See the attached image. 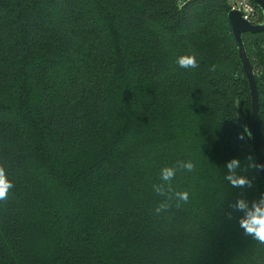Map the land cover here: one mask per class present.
Returning a JSON list of instances; mask_svg holds the SVG:
<instances>
[{"label":"trees","instance_id":"16d2710c","mask_svg":"<svg viewBox=\"0 0 264 264\" xmlns=\"http://www.w3.org/2000/svg\"><path fill=\"white\" fill-rule=\"evenodd\" d=\"M228 13L226 0H0V165L14 184L0 264H264L232 207L264 184ZM242 42L264 164V32ZM233 159L250 188L224 179ZM178 161L195 164L172 181L189 202L156 216L152 185Z\"/></svg>","mask_w":264,"mask_h":264},{"label":"clouds","instance_id":"9594fccd","mask_svg":"<svg viewBox=\"0 0 264 264\" xmlns=\"http://www.w3.org/2000/svg\"><path fill=\"white\" fill-rule=\"evenodd\" d=\"M247 11V9H245ZM247 18V17H246ZM175 63L182 69H196L199 63L195 55H182L177 57ZM211 72L216 71V66L213 65L209 69ZM245 131H248L245 129ZM249 136L251 135L248 132ZM243 139V136H241ZM251 159V158H250ZM248 167H264L258 166L254 162L250 163ZM242 165L238 159H233L226 164L227 173L224 179L234 188H250L252 181L246 176L239 174ZM195 171V164L191 161H178L175 166H166L160 170L161 183L153 184L152 191L156 195L164 199L154 208V214L161 216L162 213H167L172 208V201L175 200V207L179 209L183 204H187L190 199V193L187 190H175L172 186V181L176 178L177 171ZM247 171V168L244 169ZM14 184L8 179L6 169L0 165V202L8 200ZM234 210L242 213L239 219V226L246 236H250L259 244L264 245V196L260 199L249 203L247 200L241 198L234 205Z\"/></svg>","mask_w":264,"mask_h":264},{"label":"water","instance_id":"95a60500","mask_svg":"<svg viewBox=\"0 0 264 264\" xmlns=\"http://www.w3.org/2000/svg\"><path fill=\"white\" fill-rule=\"evenodd\" d=\"M258 7L262 14V23L257 26H253L245 22L241 14L238 12H229L227 15L230 28L237 44L238 55L243 67L245 76L248 81L250 96H251V119H250V139L252 144V149L256 164L258 166H264L263 160L260 153L259 147V136H258V112H259V102H258V92L256 88V82L254 77V72L248 61L245 53V49L242 42V35L244 33L257 34L264 32V0H252ZM261 180L264 184V167H258Z\"/></svg>","mask_w":264,"mask_h":264},{"label":"built area","instance_id":"2783aa9c","mask_svg":"<svg viewBox=\"0 0 264 264\" xmlns=\"http://www.w3.org/2000/svg\"><path fill=\"white\" fill-rule=\"evenodd\" d=\"M178 5L192 0H177ZM229 12H238L242 19L250 25L257 26L262 23L258 7L252 0H226ZM247 9V11L245 10ZM247 17V18H246Z\"/></svg>","mask_w":264,"mask_h":264}]
</instances>
